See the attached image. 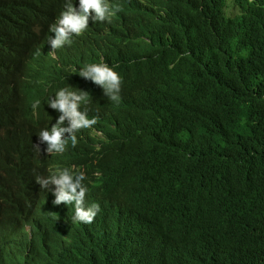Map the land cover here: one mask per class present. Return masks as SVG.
Returning <instances> with one entry per match:
<instances>
[{
    "label": "trees",
    "instance_id": "1",
    "mask_svg": "<svg viewBox=\"0 0 264 264\" xmlns=\"http://www.w3.org/2000/svg\"><path fill=\"white\" fill-rule=\"evenodd\" d=\"M228 1L106 0L121 8L111 22L32 58L60 81L68 52L115 45L124 91L116 109L101 106V136L52 154L34 150L37 137L19 165L0 150V180L75 167L87 175L86 206L99 205L91 223L73 222L74 208L9 206L0 189V264H264V0H231L234 16ZM65 3L0 0V100L9 82L29 91L36 67L21 80L22 41ZM13 94L12 129L52 123L44 101L33 109Z\"/></svg>",
    "mask_w": 264,
    "mask_h": 264
},
{
    "label": "clouds",
    "instance_id": "2",
    "mask_svg": "<svg viewBox=\"0 0 264 264\" xmlns=\"http://www.w3.org/2000/svg\"><path fill=\"white\" fill-rule=\"evenodd\" d=\"M231 2L238 13L240 9L234 1ZM120 10V5H109L106 0H76V3L66 0L64 9L46 21L53 22L48 28L46 39L41 32L46 22L42 27L32 24L28 28L31 37L22 41L20 46L22 60L26 65L25 69L19 70L24 76L21 80L27 81L25 77L28 75L24 70L36 67V77L29 82L30 89L27 93L20 86L16 87L9 82L5 99L0 100V150H12L10 160L13 164L19 165L30 159L31 153L27 147L37 137V143L33 144L34 150L39 154H52L63 153L69 140L75 146L78 140H85L90 132L101 136L96 128L98 123H103L101 106L105 104L110 110L116 109L124 91L123 79L127 62L123 51L115 45L102 42L92 44L75 55L70 51L65 61L64 78L60 81L55 79L58 82L51 81L53 76L48 67L35 63L32 58L40 56L43 46H48L52 56L56 57L69 47L75 37H84L94 27L111 22L112 17ZM14 90L22 100L33 103V109H38L44 101L45 114L53 115L52 123L38 130L35 135L19 126L12 129L13 123H19L16 111V104L19 102L13 94ZM37 91L41 94L48 92L39 99L33 98L37 97ZM41 144H45L46 148L42 149ZM10 172L0 180V189L6 193V205H20L35 212H42L47 208L57 211H70L74 208L73 222L83 223H91L99 211V205L85 204V197L90 193L86 189L88 185L85 182V171L75 167L72 170L57 169L48 176H36L35 181L29 177H17ZM30 231L31 226L27 225L24 232L29 238ZM82 260L88 261L84 257Z\"/></svg>",
    "mask_w": 264,
    "mask_h": 264
},
{
    "label": "rangeland",
    "instance_id": "3",
    "mask_svg": "<svg viewBox=\"0 0 264 264\" xmlns=\"http://www.w3.org/2000/svg\"><path fill=\"white\" fill-rule=\"evenodd\" d=\"M228 5H229V9H228V12H229V14L231 15V16H234L235 14H236V10H235V8H234V6H233V3L230 1L229 3H228ZM53 24V22H46L45 23V28H50V26ZM53 55H55V53L53 54ZM55 80V78L54 77H51V81H54Z\"/></svg>",
    "mask_w": 264,
    "mask_h": 264
},
{
    "label": "bare ground",
    "instance_id": "4",
    "mask_svg": "<svg viewBox=\"0 0 264 264\" xmlns=\"http://www.w3.org/2000/svg\"><path fill=\"white\" fill-rule=\"evenodd\" d=\"M106 233V232H105Z\"/></svg>",
    "mask_w": 264,
    "mask_h": 264
}]
</instances>
